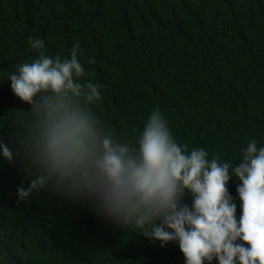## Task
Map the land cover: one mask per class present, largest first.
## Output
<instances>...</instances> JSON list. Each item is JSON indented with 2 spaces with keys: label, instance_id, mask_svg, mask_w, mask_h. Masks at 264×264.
<instances>
[{
  "label": "trees",
  "instance_id": "obj_1",
  "mask_svg": "<svg viewBox=\"0 0 264 264\" xmlns=\"http://www.w3.org/2000/svg\"><path fill=\"white\" fill-rule=\"evenodd\" d=\"M29 37L49 56L80 45L102 94L86 107L118 140L135 142L159 110L178 144L238 164L251 140L264 146V0H0V140L17 154L0 157V264H185L175 242L161 247L52 184L18 197L36 176L24 147L41 117L8 75L38 58Z\"/></svg>",
  "mask_w": 264,
  "mask_h": 264
},
{
  "label": "clouds",
  "instance_id": "obj_2",
  "mask_svg": "<svg viewBox=\"0 0 264 264\" xmlns=\"http://www.w3.org/2000/svg\"><path fill=\"white\" fill-rule=\"evenodd\" d=\"M28 44L38 58L8 75L13 94L41 117L35 144L24 147L36 176L17 189L21 200L52 184L161 247L175 242L185 264H264V146L251 140L238 164L210 157L203 147L178 144L159 110L135 142L118 140L86 107L102 94L86 80L80 45L62 58L46 55L41 39L29 37ZM14 155L0 140V157L12 162ZM233 178L239 219L227 187Z\"/></svg>",
  "mask_w": 264,
  "mask_h": 264
}]
</instances>
